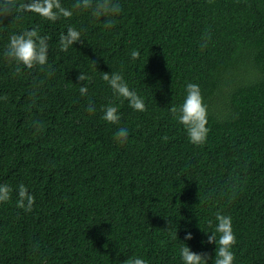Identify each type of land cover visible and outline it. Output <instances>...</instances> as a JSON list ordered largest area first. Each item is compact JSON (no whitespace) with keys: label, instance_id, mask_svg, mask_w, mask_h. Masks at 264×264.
<instances>
[{"label":"trees","instance_id":"1","mask_svg":"<svg viewBox=\"0 0 264 264\" xmlns=\"http://www.w3.org/2000/svg\"><path fill=\"white\" fill-rule=\"evenodd\" d=\"M60 2L71 17L49 22L18 9L0 18V184L13 189L0 202V264H121L132 255L181 264L188 218L186 243L211 264L215 244L201 242L217 211L232 217L233 264H264V0H109L121 9L107 17L111 27L93 15L98 0ZM69 26L81 41L61 51ZM33 27L49 37L48 64L17 72L5 46ZM114 71L145 111L113 94L102 75ZM189 82L207 105L202 145L171 111ZM112 103L118 124L102 119ZM119 126L129 129L124 144L114 139ZM21 184L34 197L27 210L17 205Z\"/></svg>","mask_w":264,"mask_h":264},{"label":"clouds","instance_id":"2","mask_svg":"<svg viewBox=\"0 0 264 264\" xmlns=\"http://www.w3.org/2000/svg\"><path fill=\"white\" fill-rule=\"evenodd\" d=\"M89 0H77L74 7H90ZM18 9L25 12L38 14L39 17L55 22L60 16L71 17L73 12L69 8L62 6L60 0H23L18 3L17 0H0V18L12 16ZM119 4H112L109 0H98L93 9V15L105 17L104 26L111 27L114 21L109 17L120 12ZM49 37L41 35L36 27L25 29L9 36L5 46L7 57L16 65V71H20V66L31 69L34 66H45L48 64L49 55ZM81 41V32L73 26H69L65 32L59 35V48L61 51H67L75 43ZM139 50L133 49L130 52L131 60L135 61L140 57ZM90 77L85 73L78 76V80L84 81L80 85L79 92L85 95L88 91L87 83ZM102 79L112 90L113 94L127 100L129 107L134 111L143 112L146 109L144 99L138 92L130 87L124 75L119 71L104 72ZM87 111L94 113L96 111L92 104L87 105ZM174 118L186 130L189 142L194 145H202L206 142L209 128L207 125V105L204 103L199 84L189 82L185 85V95L183 102L171 109ZM102 119L111 124H118L121 114L118 106L114 103L103 106ZM129 136V129L126 126H119L114 133V139L118 144H124ZM13 189L7 184H0V202L10 199ZM17 194V205L26 210L30 209L34 203L33 195L23 184L15 189ZM211 231L204 232L207 236L206 241L201 243L215 244V255L211 258V264H233L234 252L233 245L236 244V235L233 231V222L230 215L221 211L215 213V222L207 221ZM191 218H188L185 224L183 243L179 248V259L181 264H209L207 253L194 252L186 241L193 238L191 231ZM121 264H149V261L141 255H132L127 257Z\"/></svg>","mask_w":264,"mask_h":264}]
</instances>
